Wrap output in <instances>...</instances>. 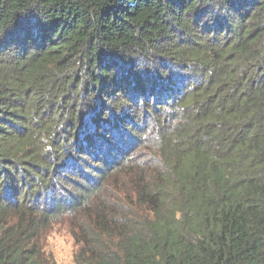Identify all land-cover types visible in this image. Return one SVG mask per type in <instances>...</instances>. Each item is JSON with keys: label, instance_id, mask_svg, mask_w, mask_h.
<instances>
[{"label": "trees", "instance_id": "1", "mask_svg": "<svg viewBox=\"0 0 264 264\" xmlns=\"http://www.w3.org/2000/svg\"><path fill=\"white\" fill-rule=\"evenodd\" d=\"M264 264V0H0V264Z\"/></svg>", "mask_w": 264, "mask_h": 264}, {"label": "rangeland", "instance_id": "2", "mask_svg": "<svg viewBox=\"0 0 264 264\" xmlns=\"http://www.w3.org/2000/svg\"><path fill=\"white\" fill-rule=\"evenodd\" d=\"M43 251L57 264H75L77 245L65 221L54 222L41 237Z\"/></svg>", "mask_w": 264, "mask_h": 264}]
</instances>
